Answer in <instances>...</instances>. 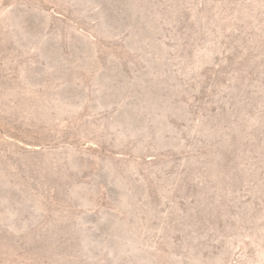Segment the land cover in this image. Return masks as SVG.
<instances>
[{
	"label": "rangeland",
	"instance_id": "obj_1",
	"mask_svg": "<svg viewBox=\"0 0 264 264\" xmlns=\"http://www.w3.org/2000/svg\"><path fill=\"white\" fill-rule=\"evenodd\" d=\"M0 264H264V0H0Z\"/></svg>",
	"mask_w": 264,
	"mask_h": 264
}]
</instances>
